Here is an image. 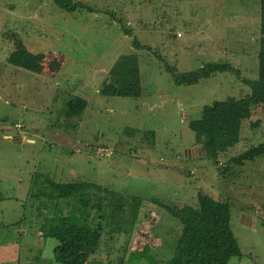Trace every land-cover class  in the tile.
<instances>
[{
    "label": "rangeland",
    "instance_id": "rangeland-1",
    "mask_svg": "<svg viewBox=\"0 0 264 264\" xmlns=\"http://www.w3.org/2000/svg\"><path fill=\"white\" fill-rule=\"evenodd\" d=\"M81 1L96 11L67 12L51 0H0V193H14L15 179H20V185L13 190L20 193L22 181L28 177L33 181L23 208L11 199H0V264H15V246L24 242L23 238H28L36 256L43 258L39 264H46L55 256L48 243L56 240L46 238L38 244L41 239L36 237L47 233L55 217L67 215L76 224L94 223L95 203L103 191L81 187L57 209L58 199H51L46 192L34 195L41 189L42 178L30 176L27 170L40 171L42 167L50 173L61 169L64 176H74V169L78 174L83 170L78 179L105 188L118 186L127 208L134 196L144 205L149 199L168 205L191 204L200 193L226 198L239 250L227 264H264V152L247 157L250 144L264 142V102L243 120L238 141L225 154L214 153L218 165L234 155L229 163L231 174L222 175L212 160L211 146L205 145L203 151L195 143L187 121L199 115L203 104L242 95L248 86L235 73L225 71L194 84H175L165 69L170 66L183 71L208 61H227L242 76H254L258 0ZM121 22L129 27L128 33L122 32ZM11 31L20 40L16 44L6 35ZM133 36L149 47L135 48ZM14 50L21 53L19 58L12 55ZM131 50L136 53L140 94L98 92L115 56ZM74 95L83 96L86 104L78 114L65 119L64 100ZM55 120L66 122L53 130L67 133L81 144L75 147L79 152L50 142L47 132L51 127L44 122ZM15 122L20 126H14ZM19 134L34 141L3 137ZM191 139L194 155L187 159L185 148ZM99 145L112 149V154H98ZM52 201L57 209L53 212L43 207V202ZM150 210L153 218L146 219L148 209L139 207L131 223L110 213L114 220L107 219L101 226L116 228L121 222L131 237L138 221L156 228L143 248L128 241L121 244L114 235L110 239L109 232L103 233L94 240L84 264H165L179 225L162 207ZM20 213L23 221H18ZM90 255L93 258L89 259ZM25 261L22 264H31Z\"/></svg>",
    "mask_w": 264,
    "mask_h": 264
},
{
    "label": "trees",
    "instance_id": "trees-1",
    "mask_svg": "<svg viewBox=\"0 0 264 264\" xmlns=\"http://www.w3.org/2000/svg\"><path fill=\"white\" fill-rule=\"evenodd\" d=\"M51 1L58 8L67 12L72 10L81 12L82 9L86 12L96 11L90 4L81 0ZM257 6V63L255 69L251 70L254 71V76H242L240 70L227 61H208L194 69L183 71H177L170 66L165 68L175 84H194L200 78L225 71L235 73L248 86L249 90L242 95L227 96L203 104L199 115L187 121L188 128L193 132L195 143H199L203 151L205 145L211 146L212 160L216 164L218 173L222 175L230 173L229 163L234 159V155L227 158V161L222 165H218L219 161L215 158L214 153L225 154L226 150L238 141L243 120L250 116L254 106L264 102V0H258ZM106 12L113 13L108 10ZM119 26L123 33L129 32V27H126L123 22ZM6 35L11 37L15 44L20 41L14 31L8 32ZM132 45L135 48L149 47L148 44L139 42L134 36ZM13 53L16 58H19L21 54L15 50L12 55ZM10 61H13V56L10 57ZM99 92L104 95L133 97L140 94L141 84L134 51L119 53L115 56L103 78ZM85 104L86 100L81 96L68 97L63 103V116L67 118L78 114ZM247 150L248 155L244 154V156L247 155L250 158L262 154L264 142L252 143ZM38 186L41 189H38L35 196L46 192L51 199L66 200L74 197L81 187H96L97 190L103 191L95 203V208L98 210L96 215L105 220H114L110 217V213H116V216H123L118 217L119 221L130 220L131 223L141 202L140 197L134 196V199L128 201L129 203L126 202L127 208L120 191L85 180L56 181L43 176L42 182ZM76 199L79 201L82 197ZM150 200L174 216L179 225L178 232L173 235L171 253L166 258L165 264H227L231 256L239 254L230 226L229 204L226 198H213L200 193L196 195L195 201L191 204L179 205H168L154 199ZM103 208L105 213H103ZM104 214L109 216H103ZM101 226L99 220H94V223L87 221L83 224H76L67 215L55 217L53 225L47 231V234L52 232L56 240L51 249L52 253L64 264H83L87 258L86 249L92 248L94 245V240H97L101 234ZM121 228L126 229V233L128 232V228L121 225V222L115 231Z\"/></svg>",
    "mask_w": 264,
    "mask_h": 264
},
{
    "label": "crops",
    "instance_id": "crops-1",
    "mask_svg": "<svg viewBox=\"0 0 264 264\" xmlns=\"http://www.w3.org/2000/svg\"><path fill=\"white\" fill-rule=\"evenodd\" d=\"M28 51V49H27ZM30 52L28 51V54ZM115 59V58H114ZM113 62V61H112ZM112 64V63H111ZM110 64V65H111ZM107 67V69L109 68V66ZM107 71V70H106ZM106 75V74H105ZM104 78V77H103ZM103 78H102V81H103ZM100 87V86H99ZM98 92H99V88H98ZM80 96V95H78ZM83 97V96H81ZM84 98V97H83ZM85 99V98H84ZM86 100V99H85ZM66 119V118H65ZM46 124V126H50L51 128H49L50 130L47 132L48 135H49V138H50V142L52 144H55V143H63L64 146H67L69 147L73 152H79V151H75V147L76 146H80L81 147V144H78L76 141H74L67 133H64V132H58V131H55L53 130L54 126H61V125H65L66 122L64 120L62 121H47V122H44ZM44 125V124H43ZM45 126V125H44ZM52 129V130H51ZM23 134V133H22ZM22 134H19V135H12V136H9V135H4L3 137L4 138H7L8 140H12V141H17V142H20L22 140H26V142H33L34 141V138H32L31 136L27 137L25 135H22ZM35 137H38L37 135H33ZM14 137V139H12ZM189 142L191 143H188V146L185 148L187 150V152L189 153V156H187L186 158L189 159L190 156L194 155V146L193 145V140L191 139ZM97 149V148H96ZM96 151V150H95ZM88 156V154H86ZM161 158V157H160ZM173 163V162H171ZM69 166L72 167L73 166V163L70 162L69 163ZM63 167V166H62ZM65 168V167H64ZM42 170L38 171V170H27V173H29L30 176L32 175H37L39 177H41L43 179V176H46V177H50L52 178L53 180H56V181H72V180H81V179H78L77 176L79 174H82L83 170L78 174L77 170H75V174L74 176L71 175V173L73 172V170H69L70 171V175L71 176H64L61 172V169H60V172H57V173H50L48 172V169H46L45 167H42L41 168ZM56 177V178H55ZM67 177H70L69 179H66ZM14 187H12V190L14 193H11V192H4V193H0V199L2 201L4 200H9L11 199L13 201V204H16V205H19L21 206L22 208L25 206V202L27 200V198L30 196V191H31V187H32V183L33 181L29 179L25 180V181H22V192L20 193L19 192V189L17 191L13 190L15 187L16 188H19L18 186L20 185V179H15L14 182H12ZM96 183V182H94ZM109 189H113V190H117V191H120V187L118 186H114V187H111ZM53 203L51 204H47L45 202H43V207H48L51 211L53 212L54 210H57L59 208V204H66L67 203V200L66 199H58L56 200L55 202H57V209L55 208V204H54V201H52ZM157 204H155L154 202H152L150 199L147 200V203L146 205L142 204V202H140L139 204V207H143V208H146L148 209V213L146 214V219L147 218H153L152 216V211L150 209H152L153 207H155ZM98 213V210H96L92 216V220H96V221H100L101 225H103L105 219L103 218H98V216L96 215ZM156 211L154 212V214L156 215ZM23 214L20 213L19 214V217H18V221L19 219L21 218V221H23ZM17 223V222H16ZM19 227V226H18ZM126 229L124 228H121V229H118L115 231V228H108V227H104L101 229V234L105 233L107 234V232H109V236L110 239L113 237V235L115 236L114 239H116L117 241H119L121 244L124 243L125 241H128V243H133L134 246H142L141 248H143V245L146 243L147 244V240H151L153 237L154 234H156L157 232V229L156 228H151V227H147L144 222H141V221H138L137 222V227L133 228L132 230V237L130 235L127 236V233L125 232ZM128 231V230H127ZM139 231V232H137ZM143 233L142 235H140V233ZM40 238L36 237V240H39L41 239V241L39 240L37 243L40 244L42 242L45 241L46 238H54V235L52 234V232H50L49 234L45 233V232H40ZM129 234V233H128ZM36 235V234H34ZM27 237V236H26ZM100 235L97 237V239H100ZM24 242L22 241H19L16 246H15V250H14V257H15V264H22V263H25V259L29 262H31V264H39L41 263L42 261V257H39V256H36L35 254V250L31 249V247L33 248L34 245L33 243H30L29 242V239L28 238H23ZM134 241V242H133ZM56 242V241H55ZM55 242L52 241H49L48 245H50V250L52 249V246L55 244ZM140 244V245H139ZM40 254H42V247L40 246ZM92 250V248L88 247L86 249V254L88 252H90ZM52 251V250H51ZM54 255V254H53ZM107 254H102L103 258L106 257ZM29 256H32V258L30 259ZM13 257V259H14ZM90 258H93L92 255H90L89 259ZM17 259V260H16ZM30 259V260H29ZM58 259L56 260V257H52V258H49V261L46 263V264H57L58 262ZM86 261V260H85ZM85 263V262H84ZM83 263V264H84Z\"/></svg>",
    "mask_w": 264,
    "mask_h": 264
},
{
    "label": "built area",
    "instance_id": "built-area-1",
    "mask_svg": "<svg viewBox=\"0 0 264 264\" xmlns=\"http://www.w3.org/2000/svg\"><path fill=\"white\" fill-rule=\"evenodd\" d=\"M14 126H20V123L15 122ZM96 151L98 152V154L103 155V156L110 155L113 152L112 149L108 148L107 146H103V145L102 146L99 145ZM189 171L192 172L193 171L192 168Z\"/></svg>",
    "mask_w": 264,
    "mask_h": 264
}]
</instances>
